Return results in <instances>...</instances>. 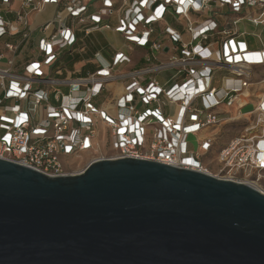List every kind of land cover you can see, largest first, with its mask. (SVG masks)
<instances>
[{
  "label": "built area",
  "instance_id": "1",
  "mask_svg": "<svg viewBox=\"0 0 264 264\" xmlns=\"http://www.w3.org/2000/svg\"><path fill=\"white\" fill-rule=\"evenodd\" d=\"M50 5L58 10L35 37L31 20ZM213 6L237 17L222 25L213 15L203 20ZM113 16L114 26L105 21ZM241 22L262 30L252 35L257 48L237 31ZM101 30L145 49L143 66L122 71L131 60L113 49L109 59L92 53L93 71L69 72L64 56L89 52L87 39ZM256 68H264V0H0V159L75 175L81 172L69 174L67 165L103 144L110 154L95 160L142 159L209 174L203 159L213 155L215 129L242 120V132L217 152V178L264 194ZM218 70L229 75L220 89ZM114 84L120 91L107 100Z\"/></svg>",
  "mask_w": 264,
  "mask_h": 264
},
{
  "label": "water",
  "instance_id": "2",
  "mask_svg": "<svg viewBox=\"0 0 264 264\" xmlns=\"http://www.w3.org/2000/svg\"><path fill=\"white\" fill-rule=\"evenodd\" d=\"M0 264H264V194L154 161L0 159Z\"/></svg>",
  "mask_w": 264,
  "mask_h": 264
},
{
  "label": "crops",
  "instance_id": "3",
  "mask_svg": "<svg viewBox=\"0 0 264 264\" xmlns=\"http://www.w3.org/2000/svg\"><path fill=\"white\" fill-rule=\"evenodd\" d=\"M58 8L56 6H46L39 14H36L33 16L31 20V29L33 30L34 36H39L38 34V28L43 25L45 22L51 20L54 15L56 14V11ZM213 14H207L203 17L204 19L209 18L211 15L214 17V20L217 21L219 25H222L225 23V21L228 19H234L237 17V15L232 14L229 12L227 7H214L212 8ZM110 25L114 26L116 24V18L113 16L109 19H105ZM166 24L172 27H175L181 31V27L178 26L175 22H173L170 18H166ZM164 24H159L155 27H162ZM238 32H246L248 35L244 36L242 39L246 41L250 46L256 47L258 46L254 38L252 37L253 34H258L260 30L259 28L253 27L252 25L241 22L236 27ZM98 36H101L104 38L106 45H102L99 42ZM214 39H218V37H215ZM87 41L91 42V49L89 52L81 55H74V59L70 57L69 55H65V62H66V68L68 65H72L71 71L69 72H75L77 76H80L86 73L87 71H93L94 65H92L89 60L91 59L93 52H99L104 59H109L114 50L117 49L125 53L130 58V64L124 66L121 68L122 71H131V70H137L141 68L144 64V58L147 55V51L145 49L136 48L134 46H130L127 43L124 42L122 37L119 34H116L112 31H98L94 35L90 36ZM166 44L169 45V43L166 41ZM166 51V50H165ZM81 59V60H80ZM89 62V63H88ZM220 70L215 72V79L216 74ZM159 79V78H158ZM161 79V75H160ZM120 91L119 86L116 84L112 85L110 88V92L107 93V100L114 98L115 94Z\"/></svg>",
  "mask_w": 264,
  "mask_h": 264
},
{
  "label": "rangeland",
  "instance_id": "4",
  "mask_svg": "<svg viewBox=\"0 0 264 264\" xmlns=\"http://www.w3.org/2000/svg\"><path fill=\"white\" fill-rule=\"evenodd\" d=\"M98 39L102 45H106V42L103 37L98 36ZM255 48H257V46ZM67 69L71 71L72 65H68ZM253 73H254V84L251 87L252 89L251 91L254 92L255 94L264 93V83L261 82V80L264 79V68H256L253 70ZM226 77H229V75L226 74V71L220 70L216 74L214 86L217 89H220L223 86ZM63 91L65 92V89H63ZM250 109L251 106L248 105L244 107L241 111L242 113H245L250 111ZM244 127H245L244 122L241 120V121L229 122L215 129L214 132L216 134V142L214 144L213 155L207 156L206 158L203 159V164L205 165L210 175L217 177L218 166L214 159L216 158L218 150L221 147H223L226 143H228L232 138L240 134ZM188 142L193 145L194 150H197V144L194 137L192 136L189 137ZM109 154L110 152L108 148L104 147L103 144H101V147L97 153L93 152V153L82 154L80 157L72 160L70 164L67 165L66 172L69 174L82 172L89 165V163H91L95 159H100Z\"/></svg>",
  "mask_w": 264,
  "mask_h": 264
},
{
  "label": "trees",
  "instance_id": "5",
  "mask_svg": "<svg viewBox=\"0 0 264 264\" xmlns=\"http://www.w3.org/2000/svg\"><path fill=\"white\" fill-rule=\"evenodd\" d=\"M86 73H84L83 75H85ZM79 75H81L82 76V74L80 73Z\"/></svg>",
  "mask_w": 264,
  "mask_h": 264
},
{
  "label": "bare ground",
  "instance_id": "6",
  "mask_svg": "<svg viewBox=\"0 0 264 264\" xmlns=\"http://www.w3.org/2000/svg\"><path fill=\"white\" fill-rule=\"evenodd\" d=\"M245 93V92H244Z\"/></svg>",
  "mask_w": 264,
  "mask_h": 264
}]
</instances>
